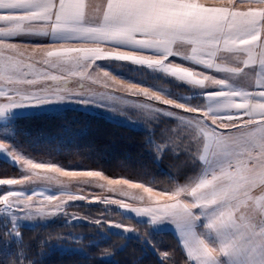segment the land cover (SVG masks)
<instances>
[{
    "label": "snow or ice",
    "instance_id": "snow-or-ice-1",
    "mask_svg": "<svg viewBox=\"0 0 264 264\" xmlns=\"http://www.w3.org/2000/svg\"><path fill=\"white\" fill-rule=\"evenodd\" d=\"M0 153V264H264V0H0Z\"/></svg>",
    "mask_w": 264,
    "mask_h": 264
},
{
    "label": "trees",
    "instance_id": "trees-1",
    "mask_svg": "<svg viewBox=\"0 0 264 264\" xmlns=\"http://www.w3.org/2000/svg\"><path fill=\"white\" fill-rule=\"evenodd\" d=\"M31 114L28 115H22L18 116V119L22 123H27L29 121ZM64 120L70 125V127L76 131H82L84 130L85 126L90 127L92 130V134L96 136L100 140V147L101 148H108L109 150H119L122 147L127 146L128 144V137L126 135H123V133H126L127 129H117L114 121L109 120L105 118L102 115L92 114L88 112H82V111H68L65 114ZM116 135L117 140L116 143L113 144L110 140V135ZM39 155H43V153H40ZM134 156L137 159L142 158L137 153H134ZM71 159V157H69ZM107 162V161H102ZM84 163H88V161H84ZM7 170L10 174H15L18 172L17 169H14L12 165L3 160L0 159V172ZM168 167L166 164L160 165V170L158 174H168ZM94 214H101L105 210L103 207L100 208H93L91 210ZM66 227H63L61 224H51L48 226H36L35 228L28 229L26 239L27 238H40L43 239L47 236L49 232H53L55 234V230H59L61 232H64ZM73 230L75 231H82L84 230L81 226H76ZM153 239L159 241L161 244L169 245L174 242V234L170 231H160V232H154ZM143 252V246L140 241L133 239L132 241H129L127 244V248L124 253L121 254L119 259H131L133 257H140ZM57 257H59V253H57ZM77 259H82V257H76ZM153 257L151 255H148L144 258V264H148V261L152 260Z\"/></svg>",
    "mask_w": 264,
    "mask_h": 264
},
{
    "label": "rangeland",
    "instance_id": "rangeland-1",
    "mask_svg": "<svg viewBox=\"0 0 264 264\" xmlns=\"http://www.w3.org/2000/svg\"><path fill=\"white\" fill-rule=\"evenodd\" d=\"M123 75H129L128 73H122ZM96 87H98V88H102L103 87V85L102 84H100V85H96ZM42 107V106H41ZM16 113H19V115L18 116H22V115H28V114H31L33 111H35V109H32V108H20V109H16V110H14ZM70 111H72V112H75V111H73V110H70ZM88 113H92V114H97V115H102V116H104L105 118H107V119H109V120H112V121H120V122H122V118L119 116V114H116V115H112V114H110V113H108L107 112V110H104V109H99V108H97L96 106H91L90 107V109H89V111H88ZM0 159H3V160H5L6 161V157L4 156V154L3 153H0ZM18 170V169H17ZM19 171V170H18ZM17 173V172H16ZM15 173V174H16ZM50 187V191H49V193L48 194H53V195H57V193L54 191V189H55V187H57V186H55V185H51V186H49ZM36 191H38V192H40V191H44V188H38V189H36ZM93 191H96L97 193H99V189H93ZM116 198H121L120 196H119V194H116ZM80 203H83V202H80ZM82 209H81V207H78V206H73V207H70V208H68L67 209V211H69V212H80ZM113 211H115V209H113ZM117 218L119 219L120 217H119V215L117 214ZM53 221L55 222V224H60V221H58L56 218H53ZM131 223H136V221L135 220H131L130 221ZM44 226V225H42V224H38L37 226ZM51 225V224H50ZM68 230H70V229H66L64 232H66V231H68ZM154 232H160V230H158V231H154ZM153 232V233H154ZM171 232V231H170ZM172 233V232H171Z\"/></svg>",
    "mask_w": 264,
    "mask_h": 264
},
{
    "label": "crops",
    "instance_id": "crops-1",
    "mask_svg": "<svg viewBox=\"0 0 264 264\" xmlns=\"http://www.w3.org/2000/svg\"><path fill=\"white\" fill-rule=\"evenodd\" d=\"M162 231H171L174 234V230L172 229L171 226L164 228Z\"/></svg>",
    "mask_w": 264,
    "mask_h": 264
}]
</instances>
